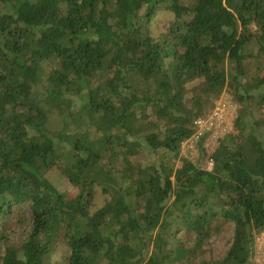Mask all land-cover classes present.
Wrapping results in <instances>:
<instances>
[{
	"label": "trees",
	"instance_id": "16d2710c",
	"mask_svg": "<svg viewBox=\"0 0 264 264\" xmlns=\"http://www.w3.org/2000/svg\"><path fill=\"white\" fill-rule=\"evenodd\" d=\"M223 94L209 171L180 145ZM262 232L264 0H0V264H264Z\"/></svg>",
	"mask_w": 264,
	"mask_h": 264
},
{
	"label": "built area",
	"instance_id": "2783aa9c",
	"mask_svg": "<svg viewBox=\"0 0 264 264\" xmlns=\"http://www.w3.org/2000/svg\"><path fill=\"white\" fill-rule=\"evenodd\" d=\"M230 96L221 98L214 111L195 121V133L187 141L180 145V150L185 157L192 159L197 154L196 140L203 139V147L206 152V167L209 171L213 169V152L218 149L220 140L226 133L233 130V119L240 109L238 101H232ZM264 232L256 236V242L264 243ZM260 247L264 248V245Z\"/></svg>",
	"mask_w": 264,
	"mask_h": 264
},
{
	"label": "rangeland",
	"instance_id": "374dc122",
	"mask_svg": "<svg viewBox=\"0 0 264 264\" xmlns=\"http://www.w3.org/2000/svg\"><path fill=\"white\" fill-rule=\"evenodd\" d=\"M169 13L164 11V10H161L158 12V14L155 16V19H154V22L153 24L151 25V27L153 28V30L155 31V33H158L160 31V23L161 21L166 18L165 16L168 15ZM228 96V94H223V97H226ZM222 97V98H223ZM135 162H138L141 160L140 157H136L133 159ZM100 192V191H99ZM103 196L98 193L97 194V197H96V204L97 206H100L103 204ZM19 233H17L18 235ZM233 234V225H230L227 224L226 225V229L217 237L215 243H214V256L215 257H221L223 254H225V252L227 251L228 249V246H227V242H228V239L231 237V235ZM264 235V233H263ZM263 240H264V237H263ZM261 245H264V243H261V242H257V247L258 248H261L260 246ZM61 255H62V252L58 251L56 252L55 254L51 255V260H52V263L55 262L57 259L61 258ZM257 260L259 263H264V248L263 250H261L260 252L257 253Z\"/></svg>",
	"mask_w": 264,
	"mask_h": 264
}]
</instances>
